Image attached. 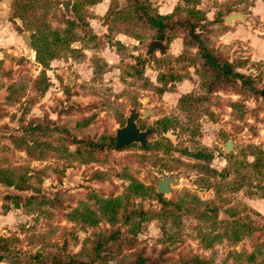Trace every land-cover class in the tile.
<instances>
[{"label": "rangeland", "instance_id": "1", "mask_svg": "<svg viewBox=\"0 0 264 264\" xmlns=\"http://www.w3.org/2000/svg\"><path fill=\"white\" fill-rule=\"evenodd\" d=\"M64 1L0 0V178L24 192L0 193V264H264V0H149L204 13L242 74L211 88L186 29L145 54L128 0ZM127 105L152 110L147 148L113 146Z\"/></svg>", "mask_w": 264, "mask_h": 264}, {"label": "trees", "instance_id": "2", "mask_svg": "<svg viewBox=\"0 0 264 264\" xmlns=\"http://www.w3.org/2000/svg\"><path fill=\"white\" fill-rule=\"evenodd\" d=\"M97 1V0H89ZM197 3V2H196ZM48 3L47 5H51ZM127 13L131 16L136 23L145 24V26L152 29L151 37L155 39H161L164 42H170L176 37L177 30L181 27L187 30L190 36V43L195 41L197 47L196 57H198L204 67L205 78L208 82V87L214 86V83L220 84H231L234 80L242 75L239 71L235 69V65L231 64L227 58L221 57L217 51L209 47L205 41L202 34L196 30V27L201 25V19H204V13H200L198 8L193 5H189L188 2L185 5L175 6L171 12L161 13L158 9L152 7L149 0H128L126 6H122L118 9L117 13ZM224 16H220V22H223ZM207 21V20H206ZM205 24L203 27H205ZM187 42V40H186ZM185 42V44H187ZM189 44V43H188ZM34 49L36 55L39 59L41 47L36 43L34 44ZM195 157L200 159H206L209 155H200L198 153L193 154ZM215 174L216 170H212ZM223 176V175H222ZM0 180L4 181L6 184H15L13 178L2 177ZM156 195H159L155 192ZM252 255V254H251ZM1 258V255H0ZM140 264H142L140 262Z\"/></svg>", "mask_w": 264, "mask_h": 264}, {"label": "water", "instance_id": "3", "mask_svg": "<svg viewBox=\"0 0 264 264\" xmlns=\"http://www.w3.org/2000/svg\"><path fill=\"white\" fill-rule=\"evenodd\" d=\"M121 2H124V0H120ZM70 5L71 1L67 0L62 2V7L64 8L66 14L69 16L71 15L70 12ZM235 17H239L244 21H247L246 14L241 11H230L226 15H224V22L225 23H230ZM22 39L24 43L29 46V35L28 34H23ZM154 48H158L161 50L165 56H168V52L166 51V44L163 42L161 39H152L149 41L147 44V49L145 54H148L154 50ZM68 81V80H66ZM263 93V92H262ZM4 99V92L3 88H0V100ZM148 98L147 97H142L140 100L141 102L146 101ZM126 109L128 110V114L125 118V122L120 125L119 127L116 128L115 130V149H119L123 145L130 144L132 142H139L141 146H145L146 141H147V136L152 133V131L155 129V127H146L144 129H141L137 125V119L139 116H144L146 114H149L152 112L151 109L147 108H142L141 110H137V106H125ZM2 132H9L10 130L8 129H0ZM166 136H170V138L173 139V137L170 135V132L167 130L166 131ZM233 142L231 140H226L223 142V147L227 150H232ZM70 172H68L69 174ZM68 180V177L66 178ZM155 184H156V189L158 192H169L171 190L170 183L174 184L177 182L175 179L174 175H168V174H163L160 177H154L153 178ZM10 193V194H15V195H22L24 194L23 191H18L16 190L13 186L11 185H5L2 188V185L0 184V193ZM259 247V241L255 242L252 248V251L254 253L257 252Z\"/></svg>", "mask_w": 264, "mask_h": 264}, {"label": "flooded vegetation", "instance_id": "4", "mask_svg": "<svg viewBox=\"0 0 264 264\" xmlns=\"http://www.w3.org/2000/svg\"><path fill=\"white\" fill-rule=\"evenodd\" d=\"M261 92H264V90H262ZM137 110H138V108H137ZM140 117V116H139ZM139 117H138V119H139ZM138 119H137V121L136 122H138ZM137 125L141 128V129H144V128H146V127H155V129L152 131V133L151 134H153L154 132H157L158 131V127L156 126V125H154V124H149V125H146V126H140L138 123H137ZM150 134V135H151ZM150 135H148L147 136V141H146V144H145V146H141L140 145V143L139 142H136V143H138V145L140 146V148H142V149H144V148H147L148 147V141H149V136ZM114 142H115V136H114ZM132 143H134V142H132ZM131 144V143H130ZM127 145H129V144H127ZM127 145H123L122 147H124V146H127ZM113 146H114V148H115V145H114V143H113ZM122 147H120V148H122ZM119 148V149H120ZM163 175V174H162ZM168 175H173V174H168ZM175 177V176H174ZM176 179V178H175ZM4 182V181H3ZM4 184H6L5 182H4ZM6 185H8V184H6ZM11 185H13V184H11ZM172 183H170V187H171V190H172ZM157 187V186H156ZM156 189V188H155ZM170 190V191H171ZM156 191H157V189H156ZM169 191V192H170ZM157 193L159 194V195H161V193H166V192H158L157 191Z\"/></svg>", "mask_w": 264, "mask_h": 264}]
</instances>
